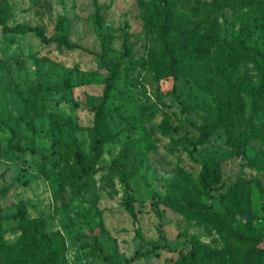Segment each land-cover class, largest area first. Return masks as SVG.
Returning <instances> with one entry per match:
<instances>
[{
  "label": "rangeland",
  "instance_id": "obj_1",
  "mask_svg": "<svg viewBox=\"0 0 264 264\" xmlns=\"http://www.w3.org/2000/svg\"><path fill=\"white\" fill-rule=\"evenodd\" d=\"M0 20V264H37V218L61 264H178L189 252L234 264L246 247L226 248L216 225L230 205L232 225L260 227L249 262L264 264V102L249 97L263 68L219 50L235 36L264 50V0H0ZM112 64L107 139L86 175ZM138 157L134 222L122 170Z\"/></svg>",
  "mask_w": 264,
  "mask_h": 264
},
{
  "label": "trees",
  "instance_id": "obj_2",
  "mask_svg": "<svg viewBox=\"0 0 264 264\" xmlns=\"http://www.w3.org/2000/svg\"><path fill=\"white\" fill-rule=\"evenodd\" d=\"M257 1V0H251ZM96 14L98 13V8L96 6ZM171 20V15L168 11L165 12V19L161 23L162 28L168 24ZM98 21V20H97ZM0 25L2 22L0 20ZM7 28L6 26L2 27V30L5 31ZM13 30L16 32H34L38 38L43 42H55L60 47L65 48H76L80 47L77 44L70 43L64 34L62 35H51L46 36L44 32L38 27H32L25 23H18L13 27ZM235 45L234 46H227L222 44L219 47V50L225 53L228 57L235 56L237 58H246L248 56H256L260 60V67L263 68L261 72V82L255 89L250 91V99H251V106L254 108L255 104L258 101L264 102V50L259 49L255 46L246 44L243 40L239 39L237 36L234 37ZM123 47H124V54L128 55L130 50L128 48V41L127 37H124L123 40ZM109 74L107 79L105 80L104 90L102 94L101 101L97 106L94 117H93V126H92V133H91V141H90V148L94 152V156L92 161H90L86 166H81V169L84 174H91L94 172L93 168V161L101 154L102 145L106 141V137L102 132V122L104 117L106 116V105L110 100V95L115 86V78L118 71V64H112L108 66ZM185 109V108H183ZM251 116H254L252 113ZM201 137L204 138V131L202 127H199ZM16 149L23 150V147L16 145ZM125 147L121 150L120 154L125 152ZM75 155L78 158V161L81 160V153L79 150H75ZM135 162L131 163V166L127 170H122V179L125 181L126 187L129 189V183L127 179L130 178L133 174H135L140 168V161L141 157H138ZM114 163L118 166L117 159L114 160ZM209 162L207 160H202V169L201 172H205L209 170ZM204 189L208 196H211L209 188L205 185ZM134 197L131 193L130 189L125 198V208L128 214L132 217L133 221H137V214L133 205ZM235 209V206L230 205L227 210L223 213L222 216L216 219V225L218 228V233L224 243L226 248L229 247L230 244H237L238 246L246 247L243 251L242 256L238 259L237 252H231V260L234 264H250L249 256L254 250V248L262 242L263 237L259 234L256 230L260 227L257 226H250L245 225L243 227L234 226L232 223L227 219L232 216V212ZM264 229V227H262ZM138 236H141L139 231L137 230ZM27 241L32 244L37 242L44 247V254L40 257L37 261V264H61L58 261V248L57 246L51 241L48 234L44 231V221L42 218H37L36 221L32 224L31 227V235L27 238ZM154 247H157L158 244L156 242L153 243ZM99 248V245H97ZM261 254L264 257V248L261 250ZM178 264H202L200 258L196 256L193 252L186 253L178 262Z\"/></svg>",
  "mask_w": 264,
  "mask_h": 264
}]
</instances>
